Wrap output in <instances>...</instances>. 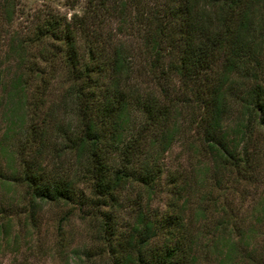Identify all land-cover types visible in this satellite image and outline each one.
Here are the masks:
<instances>
[{
  "label": "trees",
  "instance_id": "obj_1",
  "mask_svg": "<svg viewBox=\"0 0 264 264\" xmlns=\"http://www.w3.org/2000/svg\"><path fill=\"white\" fill-rule=\"evenodd\" d=\"M254 3L86 0L80 13L46 10L37 16L32 40L41 55H57L69 80L61 91L68 119L57 124L53 148L57 158L72 155L77 170L74 177L59 170L48 173L32 156L30 163L21 157L13 175L33 198L75 203L87 199L78 187L82 176L91 196L106 207L100 225L109 264H180L176 258L184 251L185 236L176 213L155 217L139 208L121 230L112 209L122 187H151L158 179L159 156L173 140L184 111L196 110L194 129L214 157L233 165L244 160L243 148L230 147L221 130L225 72H212L226 50V68L236 66L230 53L243 44ZM41 73L35 69L43 80ZM26 84L19 78L16 86L24 90ZM256 95L250 115L263 124L264 104ZM25 133L29 143L36 133L31 122Z\"/></svg>",
  "mask_w": 264,
  "mask_h": 264
},
{
  "label": "rangeland",
  "instance_id": "obj_2",
  "mask_svg": "<svg viewBox=\"0 0 264 264\" xmlns=\"http://www.w3.org/2000/svg\"><path fill=\"white\" fill-rule=\"evenodd\" d=\"M85 6L86 0H0V264H109L100 225L106 207L82 176L78 187L87 199L75 203L33 198L13 175L20 158L30 163L32 156L48 173L76 175L74 157L57 158L52 142L57 124L68 119L61 103L69 82L65 67L57 55H41L31 36L44 11L68 15ZM252 8L243 44L230 53L236 66L226 68V50L212 72H225L221 130L230 147L243 148L244 160L233 165L214 157L194 129L196 110L190 108L177 117L179 129L159 156L158 179L151 187H122L112 209L121 230L139 208L155 217L176 213L185 236L180 264H264V123L249 109L255 94L264 104V0ZM19 78L26 89L16 86ZM29 122L36 133L27 143ZM154 239L158 244L162 237Z\"/></svg>",
  "mask_w": 264,
  "mask_h": 264
}]
</instances>
